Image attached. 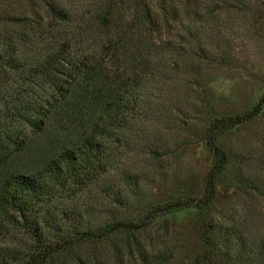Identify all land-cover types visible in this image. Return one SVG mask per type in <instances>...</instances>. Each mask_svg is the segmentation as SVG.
I'll return each instance as SVG.
<instances>
[{
    "label": "trees",
    "instance_id": "16d2710c",
    "mask_svg": "<svg viewBox=\"0 0 264 264\" xmlns=\"http://www.w3.org/2000/svg\"><path fill=\"white\" fill-rule=\"evenodd\" d=\"M249 16L264 19V0H0V111L16 127H0V264H185L169 223L156 226L188 209L200 230L189 264H264V133L251 134L258 145H220L222 135L252 127L264 100L208 126L214 163L201 198L137 217L80 204L101 183L106 200L120 197L106 181L122 163L115 145L150 121L156 91L180 100L203 92L211 70L230 65L236 24ZM32 134L52 147L42 169H7L11 156L33 148ZM229 167L245 202L214 217ZM119 180L141 188L139 174Z\"/></svg>",
    "mask_w": 264,
    "mask_h": 264
},
{
    "label": "rangeland",
    "instance_id": "374dc122",
    "mask_svg": "<svg viewBox=\"0 0 264 264\" xmlns=\"http://www.w3.org/2000/svg\"><path fill=\"white\" fill-rule=\"evenodd\" d=\"M250 18V19H249ZM240 19L236 24L238 39L234 58L228 67L215 68L205 81L204 91L196 97L180 100L171 90L154 95L153 105L148 113L147 124H137L128 132L119 147L117 158L122 163L115 168L107 183H114L115 191L120 197L105 199L106 185H95L85 193L80 204L88 202L99 211L128 210L137 217L151 206L164 205L181 198L199 199L205 191V178L214 163L212 153L207 146V128L215 119L235 117L247 113L264 100V19L254 21L251 16ZM0 127L13 130L0 111ZM6 112L9 113V110ZM11 113H9L10 115ZM53 118V119H52ZM52 115L48 124L54 122ZM250 129L241 128L221 136V146L230 149L241 146L244 141L258 145L259 138H252L264 133V108L259 118ZM51 126L48 132L54 133ZM26 130L24 127L16 132ZM52 132V133H51ZM63 139L65 136L61 134ZM61 138V137H60ZM44 140L37 134L31 135L33 147L27 153L10 157L7 169L30 173L42 169L44 158L52 147L40 146ZM15 149V147H12ZM122 154V155H121ZM154 154V156H152ZM119 168V170H118ZM0 167V172L2 171ZM120 172V173H119ZM129 178L139 174L141 188L135 189L131 184L128 190L120 185L119 174ZM235 174L229 167L218 182V198L213 211L214 217L237 211L245 202L242 194L234 190ZM123 200L125 206H120ZM169 223L170 236L180 246L182 263L189 264L199 252L200 230L198 212L184 210L159 222L156 228L164 231ZM168 225V224H167Z\"/></svg>",
    "mask_w": 264,
    "mask_h": 264
}]
</instances>
